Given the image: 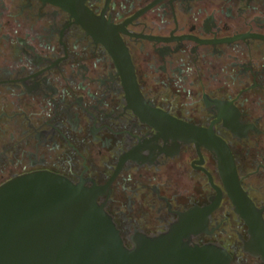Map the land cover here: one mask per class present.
Segmentation results:
<instances>
[{
    "label": "water",
    "instance_id": "water-1",
    "mask_svg": "<svg viewBox=\"0 0 264 264\" xmlns=\"http://www.w3.org/2000/svg\"><path fill=\"white\" fill-rule=\"evenodd\" d=\"M81 1L0 0V264H264L223 141L148 112Z\"/></svg>",
    "mask_w": 264,
    "mask_h": 264
},
{
    "label": "flooded vegetation",
    "instance_id": "flooded-vegetation-1",
    "mask_svg": "<svg viewBox=\"0 0 264 264\" xmlns=\"http://www.w3.org/2000/svg\"><path fill=\"white\" fill-rule=\"evenodd\" d=\"M117 31L148 112L223 141L264 225V0H85ZM128 32V33H124Z\"/></svg>",
    "mask_w": 264,
    "mask_h": 264
}]
</instances>
